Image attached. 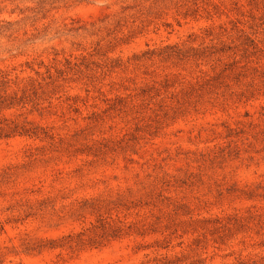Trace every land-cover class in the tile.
I'll use <instances>...</instances> for the list:
<instances>
[{
	"label": "rangeland",
	"instance_id": "obj_1",
	"mask_svg": "<svg viewBox=\"0 0 264 264\" xmlns=\"http://www.w3.org/2000/svg\"><path fill=\"white\" fill-rule=\"evenodd\" d=\"M0 74V264H264V0H0Z\"/></svg>",
	"mask_w": 264,
	"mask_h": 264
},
{
	"label": "trees",
	"instance_id": "obj_2",
	"mask_svg": "<svg viewBox=\"0 0 264 264\" xmlns=\"http://www.w3.org/2000/svg\"><path fill=\"white\" fill-rule=\"evenodd\" d=\"M7 82V78L5 77L4 74H0V85L5 84ZM13 95H11V93H8L6 91H3V94L0 95V106L2 107H12L15 103L18 102V100L16 99V97H14L15 93L12 92ZM21 100V99H20ZM12 131H17V130H12ZM29 130L26 129H21L18 130V132L20 133H27ZM11 133V130H10ZM33 135H35V132H33ZM3 135H8L3 134ZM121 202V201H120ZM126 202H105L103 200H99V201H95L94 199H85L83 201H81V203L79 204V206H84V205H89V207H91V211L92 213L97 214L98 219L97 221V225H93L94 228L96 229H100L101 231V236H110V232H112L111 235L113 236H117L119 235V232L127 229L128 231L131 230V228H133L135 232L138 233H143L142 230L144 231V229L142 228V226H138V224H127L126 226L124 225H114L113 222H111L110 220H105L104 217H102L103 213H109V211L111 209H118L119 207H124V209H128V206L125 204ZM127 230L125 231V233H127ZM108 233V234H107ZM93 234L94 236H96V230H93ZM90 237V239L92 240V243L97 242L96 241V237ZM96 244V243H95ZM164 264H169L168 261H166Z\"/></svg>",
	"mask_w": 264,
	"mask_h": 264
}]
</instances>
